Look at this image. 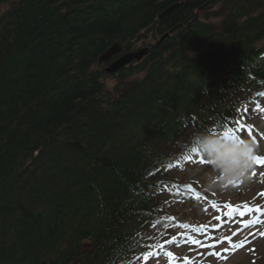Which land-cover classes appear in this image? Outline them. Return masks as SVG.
<instances>
[{"label":"trees","instance_id":"16d2710c","mask_svg":"<svg viewBox=\"0 0 264 264\" xmlns=\"http://www.w3.org/2000/svg\"><path fill=\"white\" fill-rule=\"evenodd\" d=\"M0 8V264L141 259L170 198L161 184L177 153L167 150L183 136L205 146L264 89V0ZM201 12L224 18L220 30ZM149 36L146 58L106 93L99 58Z\"/></svg>","mask_w":264,"mask_h":264},{"label":"rangeland","instance_id":"374dc122","mask_svg":"<svg viewBox=\"0 0 264 264\" xmlns=\"http://www.w3.org/2000/svg\"><path fill=\"white\" fill-rule=\"evenodd\" d=\"M220 8L221 5H216L215 7H212L211 10H206V12L211 13V11L219 10ZM203 13L204 12H201L199 17L204 18L202 17ZM223 19L220 17L212 19L209 21V24L220 30ZM145 41L146 43H140V49L146 48V46L150 44H154L151 36L147 37ZM117 82V79H104L106 93L112 94ZM251 109L252 108L249 110ZM262 110H264V108H262ZM250 122L255 123V121ZM260 126L261 129H264V122L261 123ZM187 130H190V128L187 127L186 131ZM180 141L181 142L173 145L172 149L167 150V153L172 155L182 148L183 142L185 141H182V138ZM226 145H228L227 140L219 143L217 147L222 149ZM240 148V146L235 147L237 152L246 155L247 151L241 150ZM256 149L258 153L264 154V140L261 143V147ZM225 153L226 151H224V154ZM215 154L216 153L214 152L213 155ZM234 159L237 161L236 163L234 162L235 164L229 161L228 164H221L219 167L215 166L216 169H211V167L213 168L214 166L208 163L207 165L195 167L188 164L186 165L187 168L182 172L176 170L172 171L171 175L174 178L173 181L177 183V185L182 186L180 187L181 192L185 195L188 193V190L192 188V185L198 189L199 192L202 193L203 191L206 196L216 199L218 203L221 201H229L231 202L232 207H240L241 215L237 216L236 222L231 221V225L225 227L224 224L221 225L222 213L218 214L216 211V207H218L217 204L213 205V215L218 218V220L215 224L209 225V231L203 232L199 229L196 230L197 232L199 231L197 248L193 245L194 247H191V249L184 250L183 252L180 251L181 255L179 256L178 254H180L179 250L181 248L176 252L168 250L167 252L170 253V256L168 257L169 259L164 257L163 260H160L155 264H173V262L170 261V258L173 257H176V259L185 263L187 261L189 264H264V235H262V233H264V182L262 184L258 179L251 175L252 171H249L248 169L244 171L246 167L244 168L243 165L241 166V164H238L240 160L239 156H236ZM234 167L237 170H240V175H235L236 173L232 170ZM218 170H220L219 172L229 173L226 181L222 179L218 182L214 181V176L212 174ZM219 172L216 173L217 176ZM233 179L241 182L239 188H232L231 186L229 188L227 187V184H230V181ZM231 184L234 185V183ZM191 200L192 197H189L188 199L187 196L185 200L178 197L175 201L170 199L169 203H164V212L176 216V221L180 222L173 224L170 222L169 227H167V230L163 235V239L162 234L160 233H157L156 239L164 241L173 233H184L187 229L188 221L198 223L204 220L205 209L201 206H196ZM232 207L228 205V209H231ZM209 214L210 217L213 216L211 212ZM205 215L207 216V214ZM245 223L249 224V228L243 227ZM201 234L205 235L200 236ZM177 239L175 241L171 240L174 245H179L183 242L181 238L178 239V241ZM202 240L205 241L203 242ZM207 246L208 249H206Z\"/></svg>","mask_w":264,"mask_h":264},{"label":"water","instance_id":"95a60500","mask_svg":"<svg viewBox=\"0 0 264 264\" xmlns=\"http://www.w3.org/2000/svg\"><path fill=\"white\" fill-rule=\"evenodd\" d=\"M178 9V6H173L167 9L165 13L159 16L160 19L167 17L170 13ZM121 52V49L119 45H114L108 52H106L104 55H102L99 59L100 63H106L109 62L115 55ZM147 50L125 54L123 57L119 58L118 60L114 61L110 67L106 69V73L108 74H114L124 68L127 64H130L131 62L141 61L143 57L146 56Z\"/></svg>","mask_w":264,"mask_h":264},{"label":"snow or ice","instance_id":"6c2138e0","mask_svg":"<svg viewBox=\"0 0 264 264\" xmlns=\"http://www.w3.org/2000/svg\"><path fill=\"white\" fill-rule=\"evenodd\" d=\"M262 235H264V233H262Z\"/></svg>","mask_w":264,"mask_h":264}]
</instances>
